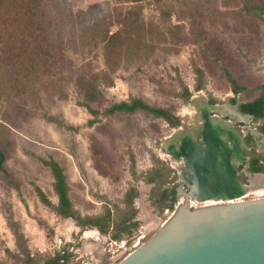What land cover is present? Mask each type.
Masks as SVG:
<instances>
[{
	"label": "rangeland",
	"instance_id": "374dc122",
	"mask_svg": "<svg viewBox=\"0 0 264 264\" xmlns=\"http://www.w3.org/2000/svg\"><path fill=\"white\" fill-rule=\"evenodd\" d=\"M69 1L74 11L103 2L111 8L127 6H116L115 0ZM242 5V0H144L140 18L145 26L135 32L138 40L128 45L130 52L120 56L119 64V56L112 55L107 77L100 79L111 85L100 86L99 98L89 108L70 84L63 83L58 92L35 86L25 94L0 85V151L6 170L0 171V264H42L63 251L72 256L68 264L118 263L123 251L140 235L145 236L141 243L149 239L174 210L161 216L158 205L142 199L127 206V192L146 188L140 182L157 173L162 176L156 194L162 186L187 192L178 176L184 159H174L173 152L185 137L194 139L205 104L225 108V119L240 135L256 127L255 122H238L228 107L233 99L251 100L264 84V21L247 15ZM115 30L110 27L108 35ZM104 57L101 50L69 55L74 66L93 73L106 69ZM226 74L243 89L240 94ZM184 89L190 94L187 101ZM132 99L172 112L180 125L173 128L143 112L106 114L113 104ZM258 151L264 153V148ZM50 160L63 171L77 216L110 212L117 223L107 235L54 212L53 178L42 164ZM255 183L262 187L264 179ZM262 198L264 187L244 201ZM180 202L184 204L183 195ZM130 215L138 233L131 230L113 239L120 220Z\"/></svg>",
	"mask_w": 264,
	"mask_h": 264
},
{
	"label": "trees",
	"instance_id": "16d2710c",
	"mask_svg": "<svg viewBox=\"0 0 264 264\" xmlns=\"http://www.w3.org/2000/svg\"><path fill=\"white\" fill-rule=\"evenodd\" d=\"M116 6L111 8L109 2L90 5L85 9L74 11L69 0H0V85L9 91L25 94L39 86L44 92H58L63 83L83 94V105L98 100L100 86L108 87L111 81L102 82V76L107 77L113 56L128 54L129 44L138 40L135 32L145 26L140 18V5L144 0H115ZM242 8L247 15L264 21V1L242 0ZM115 32L108 35L110 27ZM101 50L105 55L106 69L93 73L86 66H74L70 54H85ZM235 94L243 89L236 86L231 77L226 74ZM6 77V80L4 78ZM102 80V79H101ZM201 85L196 88L201 89ZM183 99L190 98L184 89ZM254 97L242 102L239 112L252 115L255 120L264 122V84L254 91ZM234 102V101H232ZM213 103V102H212ZM143 112L154 120L160 119L171 127L180 125L179 119L170 111L148 105L140 99L113 104L106 110V114L115 113L135 114ZM54 120L53 118H49ZM259 158L251 160L252 173L263 172ZM49 168L53 178V191L58 203L54 212L65 219H72L82 228H96L101 234L107 235L109 228L117 223L110 212L103 216L82 219L76 215L69 199V189L62 169L53 161H42ZM0 171L6 173L5 156L0 151ZM158 178L162 175L156 174ZM152 183L151 178L145 179ZM159 181V180H157ZM38 195L46 206L50 203L38 191ZM136 190L130 189L124 199L127 206L132 205L136 197ZM133 218L125 217L116 227L113 239L118 240L120 233H125L129 227L125 225ZM134 226V225H132ZM72 256L63 251L42 264H68ZM32 263V259H29Z\"/></svg>",
	"mask_w": 264,
	"mask_h": 264
},
{
	"label": "water",
	"instance_id": "95a60500",
	"mask_svg": "<svg viewBox=\"0 0 264 264\" xmlns=\"http://www.w3.org/2000/svg\"><path fill=\"white\" fill-rule=\"evenodd\" d=\"M228 107L233 118L247 123L237 105ZM223 110L205 104L194 139L185 137L173 152L174 159L185 162L178 175L187 189L184 204L149 239L141 243L145 236L140 235L116 264H264V198L244 201L263 188L252 181L264 174L245 170L246 182L239 178L238 167L248 161L245 135L236 132ZM248 132L262 146L257 130Z\"/></svg>",
	"mask_w": 264,
	"mask_h": 264
},
{
	"label": "flooded vegetation",
	"instance_id": "af4514ba",
	"mask_svg": "<svg viewBox=\"0 0 264 264\" xmlns=\"http://www.w3.org/2000/svg\"><path fill=\"white\" fill-rule=\"evenodd\" d=\"M232 101H234V102H232ZM232 101H231L232 105H237V111L239 112V108H240V105L242 104V102H237L235 99H233ZM209 104L213 105L215 103H212L211 101H209ZM245 115L248 116V119L246 120L247 122L249 121V123H254V122L256 123L255 124L256 127L254 129L257 130L258 134L260 135L259 139L262 140L264 138V122L260 121V120H255V118L252 115H248V114H245ZM240 126H241L240 124L237 125V127H240ZM244 142L247 145V151L245 152V155L248 158V161L244 162L243 165H240L238 167V171H239V178L243 182H246V179L243 175V172L245 170L251 176L256 175V174H264V153H260L258 151L261 148H264V141L261 143V145L263 147L262 146H260V147L256 146L255 147L254 146L255 142L253 140V137L249 136L248 134H245ZM253 158H259L260 159L259 161H260V164L262 165L263 172L252 173L250 171L251 160ZM159 184H160L159 182H157V184L156 183L150 184L153 186V189H150L151 192H150L149 202L151 204L158 205V208L160 209L159 211H161L160 215L163 216V215H166L167 213H169L172 208H175L176 203L178 205L179 197H180V195H182L185 192V190L183 187L181 189H178L177 186H173V187L162 186L160 189H158V194L156 195L155 190H156V187H159L158 186ZM254 185H257V184L254 183L253 186ZM261 186L264 187V184ZM134 243H135V241L132 243V245L129 247V249L133 247Z\"/></svg>",
	"mask_w": 264,
	"mask_h": 264
},
{
	"label": "crops",
	"instance_id": "0c3cea01",
	"mask_svg": "<svg viewBox=\"0 0 264 264\" xmlns=\"http://www.w3.org/2000/svg\"><path fill=\"white\" fill-rule=\"evenodd\" d=\"M150 179L152 178L154 181L152 182V183H148V182H146V181H144V182H140V183H142L143 184V186H145L146 188H144V187H141L142 186V184L140 185V187L141 188H138L137 190H136V193H137V195H136V197L132 200V205H136V202L138 201V200H140V199H142V200H145V201H149V197H150V189H153V186L152 185H150V184H154V183H156L157 184V182H159V181H157V180H159V178L157 177V176H151V177H149ZM160 183V182H159ZM143 188L144 189H147V191L145 192L146 194L144 195V194H142L144 191H143ZM158 190V189H157ZM155 194H156V190H155ZM157 194H158V192H157ZM156 194V195H157ZM142 196H143V198H142ZM134 215H133V218H131L130 219V221L125 225L126 227H129V229L128 230H126V233H128V232H131V230H135V231H137L138 230V228H137V224L138 223H136L137 221H135V219H134ZM156 220H158V218L156 219ZM132 225H134V226H132ZM80 227V226H79ZM96 229V228H95ZM137 233H138V231H137ZM129 234V233H128Z\"/></svg>",
	"mask_w": 264,
	"mask_h": 264
},
{
	"label": "bare ground",
	"instance_id": "6f19581e",
	"mask_svg": "<svg viewBox=\"0 0 264 264\" xmlns=\"http://www.w3.org/2000/svg\"><path fill=\"white\" fill-rule=\"evenodd\" d=\"M257 180H260V178H258ZM256 181V180H255ZM255 181H253V184L255 183ZM182 205H181V202H180V204H179V207H181Z\"/></svg>",
	"mask_w": 264,
	"mask_h": 264
}]
</instances>
